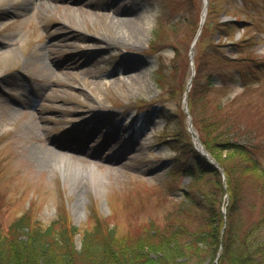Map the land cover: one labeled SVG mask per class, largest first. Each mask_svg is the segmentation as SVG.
Masks as SVG:
<instances>
[{
    "label": "rangeland",
    "instance_id": "1",
    "mask_svg": "<svg viewBox=\"0 0 264 264\" xmlns=\"http://www.w3.org/2000/svg\"><path fill=\"white\" fill-rule=\"evenodd\" d=\"M210 2L197 37L202 0H0V231L30 205L40 225L65 208L80 231L103 216L117 236L162 222L190 182L169 178L189 117L203 136L255 147L264 168V0ZM233 20L245 23L223 26ZM192 42L198 73L185 112ZM207 181L193 187L201 204ZM251 188L241 234L264 205Z\"/></svg>",
    "mask_w": 264,
    "mask_h": 264
},
{
    "label": "trees",
    "instance_id": "2",
    "mask_svg": "<svg viewBox=\"0 0 264 264\" xmlns=\"http://www.w3.org/2000/svg\"><path fill=\"white\" fill-rule=\"evenodd\" d=\"M185 2L191 5V0ZM237 21H227L223 26L230 31L238 30ZM152 36L150 48L162 39L157 29ZM154 71L156 86L164 90L161 65ZM207 80V85H211L210 79ZM163 117L168 120L167 116ZM166 127L167 124L165 130ZM197 132L207 152L223 168L225 184L221 172L196 151L187 132L188 146L175 155L169 178L180 175L188 177L190 182L181 189L180 202L164 215L162 222L150 219L133 232L117 236L116 226L103 216L93 215L92 226L80 231L72 224L65 208L48 224L40 225L30 205L6 231H0V264H264V232L261 233L264 205L258 222L247 225L242 234L240 226L236 227L242 202L247 199V188L255 187L251 189L257 197L264 198V168L255 147L232 142L230 138H223V134L212 137L203 136L200 129ZM172 140L163 142L169 144ZM218 150L222 151L217 153ZM223 151H231V159L222 157ZM185 155L191 159L183 161ZM204 176L214 188L201 204L192 194L194 185ZM217 197L223 200L219 207L215 206Z\"/></svg>",
    "mask_w": 264,
    "mask_h": 264
},
{
    "label": "bare ground",
    "instance_id": "3",
    "mask_svg": "<svg viewBox=\"0 0 264 264\" xmlns=\"http://www.w3.org/2000/svg\"><path fill=\"white\" fill-rule=\"evenodd\" d=\"M58 165L60 166V168L66 170V171H68V172H71L72 175H76V174H74V173H76V171H78V170H74V169H73L74 166H70V164H69L68 162H66V161H64V160H62V159L58 160ZM81 170H82V171H85V170H83L82 168L80 169V171H81ZM67 175H68V174H67ZM80 190H81V187H80ZM80 198L82 199L81 196H80Z\"/></svg>",
    "mask_w": 264,
    "mask_h": 264
},
{
    "label": "water",
    "instance_id": "4",
    "mask_svg": "<svg viewBox=\"0 0 264 264\" xmlns=\"http://www.w3.org/2000/svg\"><path fill=\"white\" fill-rule=\"evenodd\" d=\"M192 134H193V133H192ZM201 152H202V154L205 155V157L209 160L210 163L214 164L217 168L221 169V167H220L217 163H215L212 159L209 158V156L207 155V153H205V151H201ZM76 244H77L78 246H79V244H80L78 238L76 239Z\"/></svg>",
    "mask_w": 264,
    "mask_h": 264
}]
</instances>
